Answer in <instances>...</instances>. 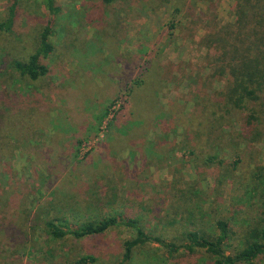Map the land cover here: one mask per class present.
<instances>
[{"label":"rangeland","instance_id":"obj_1","mask_svg":"<svg viewBox=\"0 0 264 264\" xmlns=\"http://www.w3.org/2000/svg\"><path fill=\"white\" fill-rule=\"evenodd\" d=\"M56 1L62 8L57 17L49 15L44 0L20 1L14 24L5 31L1 23L11 0H0V91L6 84L5 75L10 74L12 82L2 90L0 114L9 108L14 124L18 116L32 117L29 110L36 108V116L22 128L30 129L23 136L34 147L28 148V142L22 140L13 150L14 156L18 154L14 162L21 167L25 163L23 154L35 151L46 156L37 167H30L23 181L33 188L38 183L36 172L48 166L50 176L56 177L54 188L67 200L74 193V200L78 198L80 203L94 186L103 185L100 188L108 195L114 186L120 193L116 202L98 197L88 211L92 216H141L147 231L170 237L178 235L181 227L169 225L166 212L172 195V205L180 207L181 192L196 196L187 207L193 214L192 218L187 214L191 219L198 220L210 207L236 218L256 216L264 207L260 196L264 176L258 181L254 176L257 166L264 175V128L257 140L252 139L254 142L245 143L234 136L226 147L223 145L219 156L224 163L220 167L227 177L219 184L206 167H199L197 172L193 165L195 154L209 152L207 147L201 149L204 140L197 143L193 134L189 148L175 141L182 131L180 124L191 123L188 113L196 102L206 103L228 82L227 76H211L208 62L213 53L202 41L206 34L235 21L237 0H114L109 4L103 0ZM43 25L54 30L50 35V72L35 88H29L26 98H20L26 84L17 82L19 76L6 63L32 50V40ZM136 76L153 79L157 90L150 102L151 113L145 112L142 117L145 124L142 122L139 133L126 144L117 141L118 134L109 138V123L123 104L126 86ZM145 88L147 85L139 91ZM132 103L129 100L125 104L127 112ZM18 109L21 114L16 113ZM223 126L229 128L227 123ZM230 127L234 130L239 124L233 122ZM163 131L169 135L166 140L157 138ZM150 140L156 143L150 145ZM192 144L196 151L189 150ZM95 156H99L98 162L92 159ZM233 162H238L236 167ZM125 174L131 185L135 184L132 189L126 187L131 194L129 203L127 191L121 189L124 183L120 178ZM99 176H109L112 181L104 183ZM188 181L191 183L186 184ZM82 213L80 208L75 216ZM47 216L35 221L34 230L27 234L30 242L26 248H4L0 264H110L120 257L122 240L134 235L129 228L114 227L93 237L54 239L44 229ZM69 222L74 225L72 218ZM159 248L150 243L136 249L131 264H174ZM87 256L94 260L81 261ZM256 264H264V258Z\"/></svg>","mask_w":264,"mask_h":264},{"label":"trees","instance_id":"obj_2","mask_svg":"<svg viewBox=\"0 0 264 264\" xmlns=\"http://www.w3.org/2000/svg\"><path fill=\"white\" fill-rule=\"evenodd\" d=\"M20 1L22 0H11L7 15L1 23L3 30L9 31L12 28ZM113 1L103 0L106 4ZM44 6L50 16L57 17L62 12L56 0H44ZM234 15L233 23L222 25L217 31L206 34L202 41L205 47L211 49L213 53L208 62L211 76H227L228 82L222 89L214 91L212 98L206 99V103L196 102L188 113L190 119L187 121L191 123L180 124L181 134L178 138L175 136V141L182 146L186 145L187 148L191 146L189 142L193 134L196 136L197 143H202L204 140L201 149L203 151L207 147L209 152L205 150L204 156L195 154L193 165L197 172L199 167H206L205 170H209L217 184L220 183L221 178L227 177L223 175L224 172L220 167L224 163L219 156L223 145L226 147L234 136L245 143L257 140L264 128V0H237ZM53 32V27L43 25L38 37L32 40V50L21 58L7 61L6 67L13 69L14 73L19 76L17 82L22 80L26 84L27 91L25 89L20 91V98L23 96L26 98L29 88H35L43 77L48 76L50 72L48 60L53 51L50 35ZM4 79H6V81L3 80L6 82L5 86L12 83L10 74L5 75ZM12 79L16 78L12 76ZM148 81V78L143 80L140 76H136L126 86L122 99L123 104L114 113L109 123V138L112 139L118 134L117 141L122 140L127 144L131 137L139 133L141 129L139 126L145 124L142 117L145 112L151 113L150 102L152 103L153 94L157 90L152 84L153 79ZM143 85H147V88L141 89L140 92ZM2 90L0 98L4 93ZM129 100H133V103L131 111L127 112L125 104ZM35 109L34 106L29 110L33 114L32 117L30 115L18 116L14 124L12 123L13 114L9 108H5L0 114V256L4 254V248L10 247L18 251L26 248L30 242L27 234L30 230H34L35 221L42 215L48 214L49 216L43 222L44 229L54 239L67 236L76 239L93 237L104 234L114 227L131 229L134 235L122 240L120 257L110 264H131L134 251L150 243L158 244L166 258L174 264H179V262L181 264H256L258 259L264 258V207L260 208L257 215L251 219L242 216L236 218L229 214L223 215L214 207H210L208 212L203 213L198 220L193 218L195 219L193 221L191 219L193 214L188 211L187 207L196 196L188 194L186 196L181 192L180 207L175 208L172 205V201L175 200L172 195L170 199L172 204L168 205V213L166 212L169 225L179 224L181 227L177 232L178 235L170 237L163 232L157 235L153 231H147L143 223L144 218L141 219V216L120 214L92 216L88 211L93 209L98 197L105 196L109 203L116 202L120 193L114 186H112L114 189L110 195L100 188L103 185H97L92 188L91 194L81 199V203L78 198L74 200L76 196L74 193L67 200L64 193L61 194L57 188H54L52 182L56 177L50 176L49 167L46 166L36 172L35 182L38 181V183H34L35 186L31 188L30 184L23 180L26 179L30 167L32 165L37 167V162H42L46 156L37 154L36 151L35 154H23L25 163L23 162L20 167L14 162L18 154L14 156L13 150L23 141L28 142L27 136L23 135H28L30 129L26 131L22 128L36 116L33 112ZM16 113H20V109ZM121 120H124L123 123H116ZM233 122L239 124V127H234V130L230 127ZM226 123L229 128H223ZM164 125L165 119L161 130L164 129ZM157 138L166 140L169 135L165 131L158 132ZM149 142L147 143L150 145L156 143L152 140ZM32 144L30 140L27 143L28 148L34 145ZM194 146L192 144L193 148L189 150L196 151ZM49 148L48 151L52 152L51 146ZM92 159L98 162L99 156ZM237 163L233 162V167H236ZM254 176L257 181L263 178V169L257 166ZM48 178L52 181L47 180ZM99 179L104 183L112 181L109 176H99ZM14 180L19 184L12 183ZM120 180L125 185L121 187L122 190H126V187L132 189L135 186L134 183L131 185L132 180H128L127 174ZM98 181L96 184H99ZM189 183L191 181L186 182V184ZM98 190L100 194L97 193ZM126 191L127 195H125L129 203L131 194L128 190ZM111 195H113L112 199H110ZM261 195L263 202L264 192L263 194L260 192ZM252 203L256 205L255 201ZM79 207L83 211V216L76 217L75 214L80 210ZM84 211L87 214H84ZM70 218L73 219L74 225L70 224ZM148 221L145 220V223H150V220ZM88 259L94 260L87 256L81 261L85 262Z\"/></svg>","mask_w":264,"mask_h":264}]
</instances>
